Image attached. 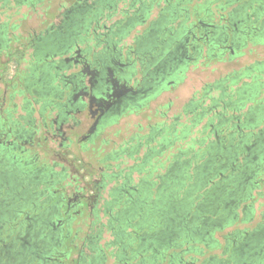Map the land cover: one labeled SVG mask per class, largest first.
<instances>
[{"label": "flooded vegetation", "instance_id": "flooded-vegetation-1", "mask_svg": "<svg viewBox=\"0 0 264 264\" xmlns=\"http://www.w3.org/2000/svg\"><path fill=\"white\" fill-rule=\"evenodd\" d=\"M122 2L73 0L28 40L0 28L4 88L0 95L5 101L8 87L13 88L11 98L21 96L27 111L23 124L8 119L9 108H0V264H105L104 247L91 249L97 251L94 255L86 251L90 237L82 236L83 227L75 225L101 211L110 215V225L119 221L115 231L121 243L115 254L119 260L164 264L166 253L188 239L217 240L216 228L236 220L240 205L246 211L244 202L259 184L257 176L264 165L263 116L252 106L244 112L243 102L239 106L240 100L223 91L210 107L221 104L222 111L216 121L203 126L207 136L201 151L188 150L189 157L175 159L167 172L158 174V181L147 175L134 184L131 172L171 145V138L164 137L166 143L156 149L150 146L152 136H140L135 144L99 157L94 145L104 141L105 128L149 105L173 76L181 75L203 54L204 46L207 52L221 48L233 52L264 28V17L258 21L264 6L214 26L200 19L196 23L189 15L180 19L182 8L172 5V0H133L130 6L138 2L137 9L130 13L125 7L121 13L126 17L114 19ZM155 7L157 17L150 19ZM239 10L234 9L236 14ZM138 25L146 26L140 30ZM211 33L228 40L213 44ZM190 106L195 122L210 112L201 99ZM177 124L175 119L151 133H176ZM194 124L183 125L182 130L189 131ZM41 131L43 138L38 136ZM49 140L59 141L63 149L42 144ZM141 148L145 149L141 164L135 161L124 169L119 168L123 161L114 164L123 154L132 156ZM88 150L97 161L111 160L108 166L94 168L83 161L79 154ZM57 165H63L61 170ZM119 176L124 181L110 186ZM228 237L231 242L224 252L231 244L229 257L211 256L197 263L170 252V260L262 264L264 223L251 232L235 229Z\"/></svg>", "mask_w": 264, "mask_h": 264}, {"label": "rangeland", "instance_id": "rangeland-1", "mask_svg": "<svg viewBox=\"0 0 264 264\" xmlns=\"http://www.w3.org/2000/svg\"><path fill=\"white\" fill-rule=\"evenodd\" d=\"M47 1L50 0H46V2ZM41 4L42 3H40V5H37L36 7L34 5L32 8H29L28 5H12V10H6V8H3L0 10V19L14 18L17 19V22H22L24 21V19L27 20L29 18L28 16H24L25 13L29 16H32L33 12L38 13V15L41 13L42 15L43 13L40 11V8H43L45 5ZM127 5L128 4L126 0L125 2L120 3L118 7V9L120 10L118 11L119 13L116 15V17L122 14L121 11L123 10V8L127 7ZM219 7H222L223 11L218 12ZM32 9L34 10L31 11ZM216 9L214 7H210L209 15L211 19H209V15L208 18L207 16L201 17L202 11H200L199 16L201 18L199 19L207 23L210 21H214L215 23L226 21L228 13L230 12V10H227V5H225L224 3H219ZM221 13L224 16H221ZM154 15L155 12L153 11L152 16ZM221 17H223V19H221ZM39 19L40 17H37L36 14V16L33 18V23H38ZM199 19L196 18V23H198L197 21ZM18 35L23 34L21 33ZM23 37V39L25 40L26 37L24 35ZM248 45L249 43L247 42L245 46L241 47V49L248 47ZM251 48L252 49L250 53L245 50L244 55L241 54V56L237 57L229 58L227 57V53H223V51L221 57L219 56L218 60L215 61L205 59L204 56L197 59L194 63L191 64L192 66L190 65L187 68L185 80L183 82L171 84L168 89L160 93V95L157 98L153 99L145 108L129 113L127 114L128 116L121 117L115 123L105 128V137L104 141L102 142L101 148L102 159L104 158V153H106L107 151H111L112 149L114 150L121 147L123 148L124 146H126V143L130 139V137H135L137 135L146 137L151 133L153 125L157 126L161 123H164L165 126L171 125L175 119H178L180 124L176 125V133L178 139L170 145L172 154L169 155L168 152L164 154L161 153L158 159H155L161 163L165 160V165H167V163H169V161L172 159L173 155H175L178 151L176 149L177 147H181L182 151L185 149L191 150L193 147V150L198 148L200 149L199 146L200 142L202 141V131L204 129L203 126L211 119H214V121H216V114L222 111L221 104L215 108H210L215 104V102H219V99H221V92L219 91L217 86L222 83V78L226 77L229 72L237 71L239 69L243 70L244 67L249 66V64L256 61L255 58H258L260 60L264 59V46L256 45L253 47L251 46ZM205 50L207 51V47H204V51ZM232 86L233 88L237 87V85L235 84H233ZM208 90L210 91V93L204 96V93ZM195 99H201L202 104L205 107L210 108V112L208 111V113H206V115L197 122L193 120L195 117L191 112L190 106L191 102H193ZM6 105H8L7 99L4 101L3 96L0 95V108H5ZM192 122L195 124L189 131L182 130L183 125ZM164 133L166 134V132ZM54 147L55 149H63V147L59 145V141L55 143ZM140 153V156H142L143 151ZM79 155L83 157V161H90L88 155L83 153ZM168 157H170V160L168 159ZM156 160L154 161L155 164H157ZM127 162L130 163L131 160L129 159ZM103 163H105V161H102V164ZM98 165L99 164L96 161V163L93 164V167L97 168ZM165 167L166 166H164V168H161V170L163 171ZM69 176L71 177V175ZM134 178L135 180H137L138 178L136 173L134 174ZM259 178V183L261 184L254 191L252 197L254 198V214L257 216H262L259 213L264 209V169L259 174ZM238 210H240L239 213H241L242 205L239 206ZM86 219L87 218L76 221L75 225L81 228L84 227ZM101 220L105 221L104 218H102ZM247 223L248 222L242 221L241 216H238L236 220L234 219L232 222L227 223L224 228L220 230L216 229L217 231L215 232L214 237L217 240L210 241L206 236H204L202 240L198 241L188 239L187 241H184L182 243L181 247L170 249V252H179L181 258H186L187 260L193 259L197 263H202L205 259L211 256H215L217 258H225L227 255V251L224 252V246L227 243L231 242V237L227 238L228 234L230 232H233L235 228L243 230L245 226H247ZM81 235L83 236V230L81 231ZM112 239L113 237L109 230H104L102 232V247H106V252L108 255L107 264H118L121 261L118 259V257L115 256V254L117 253L118 256L119 249H117L115 245L111 244ZM206 242H208L207 245ZM228 247H230V245ZM170 252L166 253L168 257L166 258V261H164V264H174L173 262H175L176 264V258L173 262H170Z\"/></svg>", "mask_w": 264, "mask_h": 264}, {"label": "crops", "instance_id": "crops-1", "mask_svg": "<svg viewBox=\"0 0 264 264\" xmlns=\"http://www.w3.org/2000/svg\"><path fill=\"white\" fill-rule=\"evenodd\" d=\"M126 1L128 4L126 8L130 9V13H132L134 10H136L137 9L136 7H138L140 5L138 2H136L135 5L130 6V4L133 2V0H126ZM177 1L178 0H172V3H173L172 5H174L178 8L179 7L182 8V10H181L182 15L180 16V19H183L184 17H187V15H189L191 20H194V19L196 20V18L199 19V18L205 17V16H207V18H208L210 7H214L216 9L219 3H224L225 5H227V10H230V12L228 13L227 19L234 17V19H236V20L237 19L239 20L242 17H244L247 12H253L256 9H258L260 6H264V0H237V1L235 0V1H232L229 3H226L228 0H180V3L176 5ZM246 1H248L249 3L246 4ZM72 2H73V0H50L47 2H46V0H29L28 3H18L16 0H0V10L3 8H6V10H12L11 9V8H13L12 5H17V6L28 5L29 8H32L34 5L36 7L37 5H40V3H42L41 5H45L43 8L42 7L40 8L41 9L40 11L43 13L42 15H41V13L38 15V13L33 12V15L29 16L28 14L25 13V15L24 14L23 15L28 16L29 18L27 20L24 19V21H22V22H20V21L17 22L16 21L17 19H14V18L0 19V28L1 29L3 28L9 34H13L15 32L17 34L22 33L28 40L31 36H35L36 34H39L40 30L42 28H44L47 24H49L52 20H56V15H58V13L62 12V10L69 7V5ZM235 8L240 9L237 14L234 11ZM187 9L189 11H186ZM33 10L34 9H32L31 11H33ZM3 11H5V10H3ZM153 11L155 12V15L152 16V14H151L150 19L157 17L156 15L158 14L157 13L158 9L155 7L153 9ZM200 11H202L201 17L199 16ZM36 14H37V17H40V19H39L38 23H33V18L36 16ZM117 14L114 15V17H113L114 19L125 18L127 15V14H120L119 16L116 17ZM263 17H264V12L258 18V21L260 22L263 19ZM18 18H20V17H18ZM169 21H171L170 18H169ZM176 24H177V22H175V27H176ZM146 25H148V23ZM145 26L138 25L137 28L142 30L143 27H145ZM262 30H264V28ZM247 42L249 43L248 47L241 49V47L245 46ZM256 45L257 46L258 45L264 46V41L262 40V38H258V39L248 38L245 42L243 41V44L239 48L236 47L237 51H239L238 54L235 52V47H234L233 48L234 51L233 52L230 51V54H228V56H230L232 54L233 56L230 57V58H232V57L241 56V54L244 55L245 50H247L250 53V51L252 49L251 46L253 47ZM1 50H3L2 47L0 48V51ZM31 50H32V48H30L27 51V57L30 55ZM214 51L216 52V50H214ZM214 51L207 52L205 50L199 58L204 56L205 59H208L210 61L218 60L219 56H216L217 52L214 53ZM255 60L256 61L249 64V66H246L244 68L242 67L243 70L239 69L237 71L229 72L226 77L222 78V80H221L222 85L217 86L219 91L221 93L224 92L225 95L230 96L231 99H233L234 101H236V100L242 101L243 99H246L247 97H249L250 94L257 89L258 82L256 80V77L260 74L261 75L264 74V59L260 60L258 58H255ZM26 62L27 61H24V63L22 64L23 67L26 66ZM194 62H192V63H194ZM186 70H187V68L185 69V71L181 75H178L176 77L173 76V82H171L166 89H168L171 84H177V83L183 82L185 80ZM237 74L239 75L240 79L237 81H231V79L233 80L234 78H237ZM262 77H263L262 81L264 83V76H262ZM233 84L237 85V87L233 88V86H232ZM3 90H4L3 84L0 83V92L2 93ZM13 90H14L13 88L8 87L7 93H6V99H7L8 105H6L5 108H9V110L12 113V117L10 116V117H8V119L10 121L11 120H15V121L19 120L20 122H22L24 124V123H26L25 120L27 119V111H26V108L24 107V102H23V99L21 96L15 95L13 98H11L10 93ZM208 93H210L209 90L204 93V96ZM263 94L257 101H249L246 104L245 111L249 108V106H252V109L255 110L256 114H259V115L262 114V115H260V117L263 116V118H264V95ZM225 97L226 96H224L223 98H225ZM195 100H200V99H195ZM124 116H128V115H124ZM124 116H122V117H124ZM35 117H36V115H35ZM163 125H164V123H161L160 125H157V126L153 125L152 129L154 128L155 130H158ZM261 125H263V124H261ZM149 135L152 136V139H153L150 141L151 142L150 146H154V148H156V149H158L157 147H159L160 144H162L164 142L166 143V141H165L166 137L171 138L173 143H174V141H176L178 139L177 133H174V132H173V134H170V133L165 134L162 132V134H158V135L156 133H153V134L150 133ZM38 136L41 138L44 137V135H42V131L38 133ZM205 136H207V135L203 133L202 141L200 142V146H199L200 149L199 148L194 149L195 151H198V150L201 151L202 145L204 144L203 138ZM211 136H213V135H211ZM139 137H140V135L135 136L134 140H131V137H130V139L127 141L126 144L127 145H130L131 143L135 144L138 141ZM129 141H130V143H129ZM55 143L56 142H54L53 140L44 141V142L42 141V144H44V146H48V147H54ZM126 146H124V147H126ZM94 147H96L97 152L100 154L99 157H102V150H101L102 141L100 139L97 141V143L94 145ZM163 148L164 149L161 150V152L155 153L152 156H150V158L148 159V162H146V164L140 166L141 168L138 166L137 168L132 170V172H131V175L133 176V179L131 180L132 183H134V184L138 183V181L141 177H145L147 175H151L150 176L151 179L158 181L159 180L158 174L159 173L164 174L165 172H167L168 168L170 167V164L175 159L187 158L191 155V152H188V150L189 151L192 150V152L194 151L193 150L194 147L191 150L185 149L183 151L181 150V147H177V148L175 147L178 150L175 154L177 156L173 155L171 160H170V157H168V159L170 161H169V163H167V165H165L166 164L165 160L161 163V162L157 161L156 159H158V157L161 155V153L164 154V153L168 152L169 155L172 154V151H171L172 149L170 147V144L164 146ZM114 150H119V148L114 149ZM114 150L112 149L111 151H107V152H112ZM74 151H76V150H74ZM74 151H73V153H74ZM142 151H143L142 154L144 155L145 149L141 148L139 152L133 154L132 156L131 155L127 156L126 154H123L118 160H113V162L115 164V163L123 161V163H121L120 164L121 166L119 167L122 169L128 168V166L131 164H134L135 161H138L141 164V157H143V155L140 156L141 155L140 152H142ZM82 153L88 155V158H89L92 165L94 163H96L97 159H95L96 157L94 156L92 151L88 150V151H83ZM106 153H104V155ZM129 159L131 160L130 163L127 162ZM155 160H156L157 164L154 163ZM104 161H105V163H103V164H102V161H97V163L100 166H102V165L108 166V164L111 160H104ZM99 165H98V167H99ZM62 166L57 165L56 169L61 170ZM164 166H166V167L162 171L161 168H164ZM261 171H259V174L261 173ZM135 173L138 176L137 180H135V178H134ZM258 179L260 180V178H258ZM123 181H124V178L122 176H119L118 180H116V179L112 180L111 182H109V185L111 186V185H114L116 182L120 183ZM260 184L261 183H259L258 186ZM258 186H256L254 189H252L250 197L244 202L247 205L246 211H243V205H242L241 213H239L240 210H238V216H241L242 221L248 222L247 226H245L244 230L250 231V232L253 231L255 229V227H257L258 224L264 223V209L259 213L262 216H259V215L257 216L254 214V208L255 207H254V198L252 197V194L254 193V191L257 189ZM86 218H87L85 220L86 223H85V226L83 227V236L89 235V237H90V241H88V244L85 247L86 251H88V252L92 253V255H94L97 251L93 252L91 249H93L94 247H101L102 248V232L104 230H106V231L109 230L111 232L112 237H113L111 244L115 245L117 249L120 248L121 243H120V241H119V239L115 233V231L117 232V227L119 225L118 220H113L111 222V225H110V221H109L110 215H108V214L105 215L102 213V211L99 214H95V213L91 214L90 213ZM102 218H104L105 221H102L101 220ZM102 224H104L103 228H102ZM158 224H159L158 222L155 223L156 228H157ZM104 249H105V251L107 250L106 247H104ZM231 250H232V245L230 244L229 249L226 250L227 251L226 257H229V255L231 254ZM90 259H91V257H88V262H91ZM120 261L121 262L118 264H125V262H124L125 260H120ZM105 264H107V260H106ZM262 264H264V260H263Z\"/></svg>", "mask_w": 264, "mask_h": 264}, {"label": "trees", "instance_id": "trees-1", "mask_svg": "<svg viewBox=\"0 0 264 264\" xmlns=\"http://www.w3.org/2000/svg\"><path fill=\"white\" fill-rule=\"evenodd\" d=\"M264 30H262L261 32H258L257 34H254V35H251L250 37H253L255 39H258V38H262V40L264 41ZM224 51V52H223ZM217 52V53H216ZM216 52L214 51V53H216L217 55L216 56H220L223 54V53H227V56L228 54H230V49L229 48H221V50H216ZM223 52V53H222ZM235 52L238 54L239 51H237V49L235 48ZM215 56V57H216ZM233 56L232 54L230 56H228L229 58ZM263 75H258L256 77V80L258 82V86H257V89L255 91H253L249 97H247L246 99H243L240 103H239V106H242L241 103L243 102V106L246 107V104L249 102V101H257L261 96L262 94L264 93V83L262 81L263 79ZM240 77L239 75L237 74V78H234L233 80L231 79V81H237L239 80ZM261 124H264V118L262 119L261 121ZM264 168V165L262 166V168L260 169V171ZM257 178H259V174L257 176Z\"/></svg>", "mask_w": 264, "mask_h": 264}, {"label": "water", "instance_id": "water-1", "mask_svg": "<svg viewBox=\"0 0 264 264\" xmlns=\"http://www.w3.org/2000/svg\"><path fill=\"white\" fill-rule=\"evenodd\" d=\"M228 2V1H227ZM226 2V3H227ZM219 10H218V12H220V11H223V8L222 7H219L218 8ZM222 14V13H221ZM209 15V14H208ZM221 16H224L223 14L221 15ZM209 19H211L210 18V15H209ZM221 19H223V17H221ZM210 24H212V25H221L223 22H214V21H210L209 22ZM205 31V30H204ZM211 35V36H210ZM209 36H210V39H211V41L213 42V44H220V43H224V42H226L227 40H225L223 37H221V36H219L218 35V33H215V34H213V33H211V34H209ZM204 47H206V46H204ZM216 229H222L221 227H217ZM171 262V261H170Z\"/></svg>", "mask_w": 264, "mask_h": 264}]
</instances>
